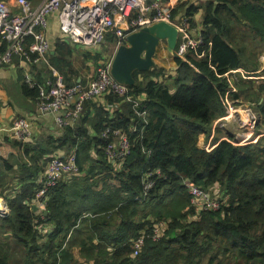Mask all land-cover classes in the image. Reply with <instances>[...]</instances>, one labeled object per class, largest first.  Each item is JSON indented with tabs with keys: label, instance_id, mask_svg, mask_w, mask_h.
Listing matches in <instances>:
<instances>
[{
	"label": "trees",
	"instance_id": "1",
	"mask_svg": "<svg viewBox=\"0 0 264 264\" xmlns=\"http://www.w3.org/2000/svg\"><path fill=\"white\" fill-rule=\"evenodd\" d=\"M176 13L201 42L175 57L173 76L162 66L135 71L124 96L87 100L60 137H42L31 147L10 140L26 157L10 180H0L8 207L0 216V264H264V0H182ZM6 47L0 37V54ZM76 52L58 41L49 60L62 74ZM79 53L90 64L103 57L98 50ZM240 68L251 78H239L229 96L242 95L252 106L261 135L239 145L216 137L207 151L199 137L228 112L227 74ZM24 91L37 96V89ZM114 130L130 143L123 162L106 152L108 144L118 148ZM72 155L80 173L40 196L44 214L37 194L46 164ZM191 184L218 207L198 208Z\"/></svg>",
	"mask_w": 264,
	"mask_h": 264
},
{
	"label": "built area",
	"instance_id": "2",
	"mask_svg": "<svg viewBox=\"0 0 264 264\" xmlns=\"http://www.w3.org/2000/svg\"><path fill=\"white\" fill-rule=\"evenodd\" d=\"M31 1L15 0L20 13L14 14L10 6L0 0V37L7 41L6 50L0 54V67L9 64L13 54L25 55L29 60L47 62L48 43L45 28L51 13L57 14L59 35L70 37L73 42L79 40L78 44L81 46L100 45L106 41L108 34H112L116 48L125 42V36L128 33L161 21L177 27L180 35L177 50L179 56L182 57L187 49H192L201 42L198 37L191 35L185 21L182 23L172 21V10L179 0H39L36 7H32ZM27 37H31L32 40L25 48ZM31 54L35 56L34 59L30 58ZM111 60L112 56L100 64L96 78L87 83L77 81L66 85L60 75H56L54 81H49L47 88L35 84L28 76L25 83L36 87L38 91L37 108L43 113L56 114V123L62 128L74 124L82 115L87 100L104 95L124 96L127 93L128 86L116 82L110 74ZM236 73H241L245 77L240 69L232 70L230 74H227L228 87L223 100L227 106L228 115L217 120L222 122V126L225 124L224 120L233 117L232 114L237 113V118L241 117V105H237V101L229 96L231 92L236 91L233 76ZM245 112L242 119L249 127L247 129L252 130L257 122V114L251 108H247ZM246 116L247 120H245ZM7 133L12 134L13 139L22 142L28 141L31 137L29 123L23 118L15 119L7 129ZM112 133L119 136L120 143L118 148L108 144L106 152L111 159L123 162L129 153L130 143L127 136L119 130H114ZM74 169H76L75 155L69 157V163L55 157L49 162L45 172L47 187L56 184L62 178H70L65 174ZM150 175L149 173L144 180V188L149 185L152 187L153 181L149 178ZM150 188L145 190L148 191ZM42 192L40 188L38 194L41 195ZM189 193L192 202L200 209L218 207L211 194L201 187L192 185ZM41 205L44 208L43 201ZM156 237H158L157 232L154 234V238ZM142 243V239H139L136 242V248H139Z\"/></svg>",
	"mask_w": 264,
	"mask_h": 264
},
{
	"label": "crops",
	"instance_id": "3",
	"mask_svg": "<svg viewBox=\"0 0 264 264\" xmlns=\"http://www.w3.org/2000/svg\"><path fill=\"white\" fill-rule=\"evenodd\" d=\"M11 8L12 13H20L19 7L16 5L15 0H3ZM192 3L197 4L198 1L203 2L204 0H190ZM39 0H32V7L38 5ZM182 14L176 13L172 14V19L179 22ZM201 19L202 11L199 10L194 15V21L196 22L197 29L201 28ZM191 35L193 37H198V34L192 29H190ZM112 36V34H110ZM108 36V35H107ZM45 37L48 43V60L47 62H39L35 60H29L25 55L22 54H13L12 60L9 64L3 65L0 67V180L8 181L12 178V172H15L16 169L13 165L21 162L26 155L23 151L17 147H14L10 140H13L12 134H7V129L12 125L13 121L18 118H23L29 123L31 137L27 141L30 147L36 144L37 140H40L42 137H60L62 135V129L56 123V114L53 113H43L37 108L36 97H30L26 95L24 87L29 89H36L34 86H29L25 83L26 76L30 77L32 81L41 86L48 87L49 81H54L56 75L62 77L63 82L66 85H71L74 82L80 81L82 83H87L88 81L96 78L97 68L100 64L105 62L110 56L114 53V48L112 46L111 53L104 58L103 61L94 67L92 72L90 69L91 64L85 62L81 56L82 53H79L81 50H97L102 44L103 47L107 48L108 43L104 42L97 46H81L73 41L64 40L71 47H76L79 52L73 53V59L70 61L69 66L62 67V74L59 72L58 68L53 66L50 62V55H55V46L58 41H61L59 38V29H58V20L57 14L51 13L48 16V22L45 28ZM32 40L31 37H27L25 41V48L28 47L29 42ZM111 43V40H110ZM85 48V49H81ZM77 51V50H76ZM31 59H34L33 54L30 55ZM164 57H162V60ZM262 69H264V58L261 60ZM156 66H163L162 64ZM155 66V67H156ZM241 69V68H240ZM242 70V69H241ZM243 71V70H242ZM264 77V76H262ZM239 78H242L240 75L235 76L234 85L236 87V82ZM38 94V91H37ZM84 111V110H83ZM241 133V132H240ZM237 133V134H240ZM251 137H255L254 134H251ZM11 136V137H10ZM231 135H228V137ZM212 137V138H211ZM210 142L216 138L215 130H212L210 134ZM220 140L221 137H218ZM208 143V142H207ZM215 144H211V148ZM62 153V152H61ZM48 167V162L46 164L44 173ZM17 174V173H16ZM79 174V173H78ZM77 174V175H78ZM42 181V180H41ZM40 181V182H41ZM17 182L14 181L12 184L9 182V186H13V189L16 188ZM1 202L5 200L1 197ZM6 204V202H5ZM8 209V208H7Z\"/></svg>",
	"mask_w": 264,
	"mask_h": 264
},
{
	"label": "water",
	"instance_id": "4",
	"mask_svg": "<svg viewBox=\"0 0 264 264\" xmlns=\"http://www.w3.org/2000/svg\"><path fill=\"white\" fill-rule=\"evenodd\" d=\"M162 41L165 42L166 54L173 55L179 41L177 27L161 21L127 34L125 42L119 44L112 55L110 64L112 78L120 84L133 85L135 71H149L157 65L155 55ZM33 210L37 211L35 205ZM41 211L46 214L44 208H41Z\"/></svg>",
	"mask_w": 264,
	"mask_h": 264
},
{
	"label": "rangeland",
	"instance_id": "5",
	"mask_svg": "<svg viewBox=\"0 0 264 264\" xmlns=\"http://www.w3.org/2000/svg\"><path fill=\"white\" fill-rule=\"evenodd\" d=\"M106 42L108 43V47L104 48L103 47V44L97 49L98 51H101L103 53V56L106 57L108 56L111 51H112V46H113V43H110L109 41V37H106ZM81 49H85V48H81ZM162 57H164V59L162 60ZM174 54H169L165 52V42L162 41L160 42V45L158 46V49H157V52H156V55H155V61L157 63V65H160L162 64L165 69V75L167 76H170L172 75L174 72V67H175V59H174ZM104 58L100 59L98 61L97 64H91L90 66V69L91 71L93 72L94 71V67L96 68L98 64H100L102 61H103ZM261 61V60H260ZM262 64V63H261ZM164 79H168L167 77H164ZM168 82V80H167ZM236 93V92H235ZM239 102H241L242 104H240V109H241V117L238 116L237 118V113L235 114H232L233 117L230 118V119H226L224 120V126H222V122H218V124H215L216 128L214 129L215 130V133H216V137H228V135H231L229 137L233 138L234 136L233 135H237L239 137H243V140L244 138H246V136L248 137L247 140L251 139L252 135L251 134H246L247 132L244 131V130H247V128H249L246 124H245V121L244 119H242V116L244 117V114L246 113V109L247 108H251L253 109L249 104H247L246 100L243 98L242 95L239 96V99H238ZM247 118V116L245 117ZM254 129H255V126H254ZM243 131V132H242ZM242 134H241V133ZM237 133H240V134H237ZM258 134H261L260 132H255L254 133V136L256 137V135ZM201 136V135H200ZM240 139V138H239ZM211 138H210V135H203L201 136V138L199 139V147H205V145L207 144V142H210ZM213 140L212 142H210L209 145L213 144ZM248 142V141H246ZM18 163H16L15 165H13L16 169L14 170L15 172H17L18 170ZM1 198V196H0ZM7 205L5 204V202H1L0 201V214H2V216H5L7 213H8V209H7ZM12 263H20V259L18 258L17 260H12L11 261ZM21 264V263H20Z\"/></svg>",
	"mask_w": 264,
	"mask_h": 264
},
{
	"label": "bare ground",
	"instance_id": "6",
	"mask_svg": "<svg viewBox=\"0 0 264 264\" xmlns=\"http://www.w3.org/2000/svg\"><path fill=\"white\" fill-rule=\"evenodd\" d=\"M59 38H60V40L61 41H64V40H70V41H72L73 39L72 38H70V37H63V36H61V35H59ZM83 37H81V39H82ZM80 39V40H81ZM5 41H6V39H4ZM79 40H77V41H74L75 43H79L78 42ZM7 42V41H6ZM48 57V56H47ZM30 86V85H29ZM36 100L38 101V97L36 98ZM54 114V113H53ZM245 120H247V118H245ZM121 132V131H120ZM234 137L232 138V140H229L228 139V137H223V138H221L220 140H223V139H225V140H229L230 142H232V143H234V142H236V143H234V144H236V145H239L241 142H246V141H248L247 140V136H246V138H244V140H243V137L241 138V137H239V136H237L236 134L235 135H233ZM256 137H260L259 135H256ZM240 138V139H239ZM250 140V139H249ZM251 142H253V140H251ZM119 143H120V139H119V142H118V145H119ZM239 143V144H238ZM212 146L210 145V147L208 148V150L207 151H210L212 148H211ZM115 156V154L113 155V157ZM55 157H53V158H51L50 159V161L52 160V159H54ZM58 158H60L61 160H63V161H65V162H67V163H69V158L68 159H65V158H62V157H58ZM49 161V162H50ZM49 162H48V164H49ZM76 165V164H75ZM74 173H80L79 172V169H78V166L76 165V169H74V170H72L71 172H69V173H66L65 175L67 176V177H73V176H76L77 174H74ZM47 174L46 173H44V177H43V180H42V182H41V185H40V188H41V191H43L42 192V194L40 195V194H37V201L39 202V204H40V206L42 207V205H41V202H42V200L41 199H39L40 198V196H42L43 197V195L45 194V192L48 190V188H50V187H52V186H48L47 187ZM190 186H192V184L191 185H189V189H190ZM193 186H195V185H193ZM149 187H151V185H149L148 187H145V188H149ZM196 187V186H195ZM41 197V198H42ZM0 216H2V214H0Z\"/></svg>",
	"mask_w": 264,
	"mask_h": 264
},
{
	"label": "clouds",
	"instance_id": "7",
	"mask_svg": "<svg viewBox=\"0 0 264 264\" xmlns=\"http://www.w3.org/2000/svg\"><path fill=\"white\" fill-rule=\"evenodd\" d=\"M182 0H179L177 3H179V2H181ZM177 3H176V5H177ZM175 5V6H176ZM175 8V7H174ZM174 8H173V10L172 11H174ZM173 22H175V23H179V22H177V21H174V20H172ZM144 27H146V26H144ZM141 28H143V27H141ZM141 28H139V29H141ZM138 29V30H139ZM138 30H136V31H138ZM135 32V31H134ZM132 33V32H131ZM129 34V33H128ZM111 43H113V48H114V50L116 49L115 48V40L113 39V37H112V39H111ZM179 43H180V35H179V41H178V44H177V46H176V49L174 50V56L175 57H181V56H179L178 55V45H179ZM175 57H174V59H175ZM182 58V57H181ZM262 58H264V55H262L261 56V58H260V60H262ZM175 68V67H174ZM241 70V69H240ZM242 71V70H241ZM174 72V71H173ZM243 73H244V76L245 77H243L242 76V74L241 73H236V74H234L233 76L235 77L236 75H240L242 78H251L250 76H247V73H245L244 71H243ZM175 73H173L172 74V76L174 75ZM165 76H167V75H165ZM235 86V85H234ZM235 89H236V87H235ZM235 92H237V90L235 91ZM237 101V105H240V104H242L241 102H239L238 100H236ZM248 104V103H247ZM251 106V105H250ZM252 107V106H251ZM253 110V109H252ZM254 111V110H253ZM255 112V111H254ZM256 113V112H255ZM257 114V113H256ZM226 115H228V112L224 115V116H226ZM223 116V117H224ZM221 118V117H220ZM219 119V118H218ZM217 119V120H218ZM258 115H257V122H258ZM217 120L214 122V125H213V129H215L216 128V126H215V124H218V122H217ZM257 122H256V124H257ZM226 124V123H225ZM256 124H255V127H256ZM244 131H246L247 133L246 134H254L255 133V129H252V130H249V129H247V130H244ZM243 132V131H242ZM8 134V133H7ZM242 134V133H241ZM204 134H201V136H203ZM259 136L261 135V134H258ZM201 136L199 137V139L201 138ZM212 138V137H211ZM221 138H223V137H221ZM257 138L258 137H252L250 140H248V142H241L240 144H246V143H249L251 140H253V139H255V141L257 140ZM14 140H16V139H14ZM254 141V142H255ZM199 143V142H198ZM210 142H208L206 145H205V147H204V149H207L208 150V148L210 147ZM199 145V144H198ZM208 145V148H206V146Z\"/></svg>",
	"mask_w": 264,
	"mask_h": 264
}]
</instances>
